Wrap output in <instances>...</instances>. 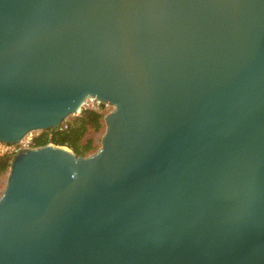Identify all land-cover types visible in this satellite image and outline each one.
<instances>
[{
	"label": "water",
	"instance_id": "water-1",
	"mask_svg": "<svg viewBox=\"0 0 264 264\" xmlns=\"http://www.w3.org/2000/svg\"><path fill=\"white\" fill-rule=\"evenodd\" d=\"M90 97L97 152L12 158L0 264H264V0H0V141Z\"/></svg>",
	"mask_w": 264,
	"mask_h": 264
},
{
	"label": "trees",
	"instance_id": "trees-1",
	"mask_svg": "<svg viewBox=\"0 0 264 264\" xmlns=\"http://www.w3.org/2000/svg\"><path fill=\"white\" fill-rule=\"evenodd\" d=\"M104 113L87 110L80 116L68 120V127L64 130L42 131L34 139V147H41L47 144L67 147L76 155L87 157L95 153L100 146L94 138L89 137L91 132L99 133L105 127ZM11 158H0V174L10 169Z\"/></svg>",
	"mask_w": 264,
	"mask_h": 264
},
{
	"label": "built area",
	"instance_id": "built-area-1",
	"mask_svg": "<svg viewBox=\"0 0 264 264\" xmlns=\"http://www.w3.org/2000/svg\"><path fill=\"white\" fill-rule=\"evenodd\" d=\"M87 110H92L107 115L114 110V107L109 103L103 102L97 98L90 97L86 99L80 110L72 117L80 116L84 111ZM69 119H71V117ZM69 119H66L58 128L54 130L61 131L66 129L68 127ZM40 132L41 131H31L15 144L0 141V158L8 157L12 159L16 154L24 149L36 148L33 145L34 139L40 134Z\"/></svg>",
	"mask_w": 264,
	"mask_h": 264
},
{
	"label": "rangeland",
	"instance_id": "rangeland-1",
	"mask_svg": "<svg viewBox=\"0 0 264 264\" xmlns=\"http://www.w3.org/2000/svg\"><path fill=\"white\" fill-rule=\"evenodd\" d=\"M71 118H72V117H71ZM73 118H74V117H73ZM41 132H42V131H41ZM41 132H40V133H41ZM104 133H105V127H104L103 130H102L101 132H99V133L91 132V133L89 134V137L94 138V140H95V142L98 144V146L101 147V140H102V137H103ZM100 147H99V149H100ZM99 149H98V150H99ZM98 150H97V151H98ZM97 151H96V152H97ZM8 173H9V171H7V172L4 173V174H0V197L3 195L4 190H5V187H6V184H7Z\"/></svg>",
	"mask_w": 264,
	"mask_h": 264
}]
</instances>
